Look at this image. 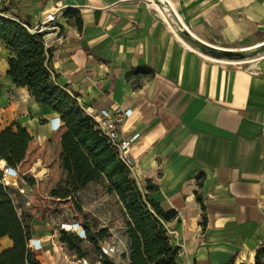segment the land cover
Listing matches in <instances>:
<instances>
[{
  "label": "crops",
  "instance_id": "0c3cea01",
  "mask_svg": "<svg viewBox=\"0 0 264 264\" xmlns=\"http://www.w3.org/2000/svg\"><path fill=\"white\" fill-rule=\"evenodd\" d=\"M10 2L5 15L33 30L47 26L42 34L53 51L51 68L83 106L132 111L121 132L140 135L132 156L141 188H152L151 198L177 212L167 223L179 247L177 264H226L234 255L236 264H256L264 244V55L250 68L208 56L184 39L172 12L200 41L243 51L264 44V0H164L172 12L151 0H0V5ZM49 13L57 16L59 35L51 34ZM10 56L0 42V129L18 122L34 136L19 165L23 175L25 168L32 173L24 191L48 195L50 206L64 209V196L73 195L62 149L66 128L29 88L15 85L7 74ZM53 118H60L58 131L51 127ZM5 165L0 160V168ZM49 213L34 218L45 228L32 237L48 241L59 235L63 219ZM12 246L9 237L0 238V253ZM56 249L51 264L66 263L73 254Z\"/></svg>",
  "mask_w": 264,
  "mask_h": 264
},
{
  "label": "trees",
  "instance_id": "16d2710c",
  "mask_svg": "<svg viewBox=\"0 0 264 264\" xmlns=\"http://www.w3.org/2000/svg\"><path fill=\"white\" fill-rule=\"evenodd\" d=\"M12 8V2L0 5V42L11 52L7 74L17 87L29 88L38 104L60 115L66 128L62 135L64 168L72 178L73 194L85 190L90 184H101L106 193L116 195L122 202L125 235L129 242L128 264H177L179 247L172 244L167 226L177 217V212L166 210L151 198L152 188L147 191L141 188L108 138L97 127L95 119L85 112L78 96L58 83L59 75L51 68L53 51L47 46L44 35L32 31L27 22L5 15ZM72 11L69 9L68 12ZM174 26L179 29L176 24ZM251 51L226 54L216 50L200 52L220 60L239 61ZM33 140L34 136L18 122L0 129V160L8 166H19ZM10 193L9 188L0 187V238L9 237L13 241L11 248L0 253V264H42L27 248L31 237ZM197 198L201 200L198 195ZM83 225L87 230V241L99 251L107 230L101 229L98 234H92L90 228ZM80 242L79 238L61 231L59 243L69 251L81 253ZM82 256L83 253L79 254V257ZM255 259L256 264H264V244L257 250ZM236 260L234 255L226 264H236ZM102 262L116 264L109 256H103Z\"/></svg>",
  "mask_w": 264,
  "mask_h": 264
},
{
  "label": "rangeland",
  "instance_id": "374dc122",
  "mask_svg": "<svg viewBox=\"0 0 264 264\" xmlns=\"http://www.w3.org/2000/svg\"><path fill=\"white\" fill-rule=\"evenodd\" d=\"M255 59L239 60L237 62L240 63L237 64L243 68H250L253 65V61ZM24 172V182H22V185L23 183L28 182L30 179V174H32H29L26 168L24 169ZM36 196H33L34 202L32 203V206L34 207H32V209H37L39 207L40 209L31 211L32 213L27 211V216L21 213L22 218L25 221V226H27L28 235L30 237H32L34 233H37V231L45 228L43 225H37L36 222L33 223L34 218H37L38 216L42 217L43 213L50 209L51 213H49V216L53 214L55 215V218L63 219L62 222L77 221L79 223L86 224L90 228L92 234H98L101 229H106L107 232L104 238L105 241L102 242V244H109L119 249V252L110 257L116 264H125L124 261H126V257L129 252V250L124 251V248H126L125 238L127 237L124 233L126 219L123 204L116 195L106 193L101 184H93L92 189L89 188V193H77L76 195L69 194L64 196V200L67 201L66 205H64V209L63 207L59 208V205H56L58 207L55 208L50 206L51 198L49 196V199L46 201L41 198V195L39 199L38 193H36ZM40 201L45 203L40 205ZM75 238L77 239V237ZM80 248L81 253L73 252V254L69 256V260L78 259L79 254L83 253L87 254V256L92 259L93 264H103L102 259L98 256V248L95 247L90 241L81 240ZM54 249L56 248L53 247L48 251L39 253L38 255L46 263L51 264L52 257L56 254ZM56 252L60 253L61 251L56 249ZM62 253L68 255V252L66 251ZM38 255L36 256L39 259ZM64 261H61L59 264H66Z\"/></svg>",
  "mask_w": 264,
  "mask_h": 264
},
{
  "label": "built area",
  "instance_id": "2783aa9c",
  "mask_svg": "<svg viewBox=\"0 0 264 264\" xmlns=\"http://www.w3.org/2000/svg\"><path fill=\"white\" fill-rule=\"evenodd\" d=\"M46 22L52 24L50 26L52 35L60 34L61 28L57 23V16L55 13H49L47 15ZM45 28H47V26L44 27L43 25H41L36 30L42 33ZM146 99L150 101L151 95L147 94ZM83 108L88 115L92 116L95 119L97 127L102 130L104 135L108 138L110 144L117 151L119 158L130 169L133 176L135 177L134 168L136 165V160L132 156V147L134 143L139 139L140 135L138 133H135L131 136H124L121 132L122 123L127 117L131 116L132 111L124 110L121 106H113L109 109L106 107L91 105L88 107L83 106ZM50 123L51 127L55 131H58L61 128L60 118H53ZM22 182H24V178L23 174L19 170V166L12 167L6 164L3 168H0V187L2 186L11 190L10 195L20 217H22L21 213L26 216L27 211L32 213L31 211L34 210L32 209V207H34L32 206V203L34 202L33 196H36V192L31 195V193L24 191ZM40 197L41 196L38 195L39 199ZM41 198L45 201L49 199L48 195H44V197L42 196ZM61 231H65L68 234H73L75 237L81 240L86 241L88 239L86 227L82 223H79L77 221H66L60 224L58 229L59 235L57 237L54 236L48 241L31 237L27 243L28 250H30L35 255H38L46 246H48L46 245V243H51L61 252H68L69 250L67 249V247L59 243ZM117 252H119V249H117L116 247L109 244L103 245L101 243L98 256L102 259L103 256L110 257ZM66 264H93V262L92 259L87 256V254H84V256L79 257L78 259L67 260Z\"/></svg>",
  "mask_w": 264,
  "mask_h": 264
},
{
  "label": "water",
  "instance_id": "95a60500",
  "mask_svg": "<svg viewBox=\"0 0 264 264\" xmlns=\"http://www.w3.org/2000/svg\"><path fill=\"white\" fill-rule=\"evenodd\" d=\"M151 2L155 3L161 10L163 11H170L172 12L171 8L168 6L167 3L164 2V0H151ZM172 16H173V25L176 24L178 26V30L181 33L182 36H184L186 38V41L190 44L195 46L199 51L202 52H206V51H210V50H216L221 54H226L229 52H233V50H224V49H219V48H215L205 42L200 41L199 39L195 38L194 36H192L182 25V23L180 22V20L178 19L177 16H175L172 12ZM35 32H39L38 30H36ZM252 50L250 53H247L241 60H247V59H255L257 57H259L260 54H264V44L255 48V49H249ZM224 61H231L233 62V60H224Z\"/></svg>",
  "mask_w": 264,
  "mask_h": 264
},
{
  "label": "bare ground",
  "instance_id": "6f19581e",
  "mask_svg": "<svg viewBox=\"0 0 264 264\" xmlns=\"http://www.w3.org/2000/svg\"><path fill=\"white\" fill-rule=\"evenodd\" d=\"M154 4H155V3H154ZM155 5H156V4H155ZM156 6H157V5H156ZM157 7H158V6H157ZM158 8H159V7H158ZM228 62H231V61H228ZM233 62H234V63H240V62H237V61H236V62H235V61H233Z\"/></svg>",
  "mask_w": 264,
  "mask_h": 264
}]
</instances>
